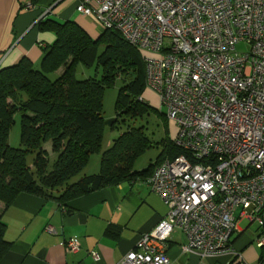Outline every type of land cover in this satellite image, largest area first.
I'll return each mask as SVG.
<instances>
[{
	"label": "built area",
	"instance_id": "2783aa9c",
	"mask_svg": "<svg viewBox=\"0 0 264 264\" xmlns=\"http://www.w3.org/2000/svg\"><path fill=\"white\" fill-rule=\"evenodd\" d=\"M77 1L78 12L139 50L144 89L177 127L183 151L145 178L167 213L116 264H169L175 229L183 253L238 256L236 212L264 228V0ZM252 242L264 247V230ZM65 248L76 252L78 240Z\"/></svg>",
	"mask_w": 264,
	"mask_h": 264
},
{
	"label": "trees",
	"instance_id": "16d2710c",
	"mask_svg": "<svg viewBox=\"0 0 264 264\" xmlns=\"http://www.w3.org/2000/svg\"><path fill=\"white\" fill-rule=\"evenodd\" d=\"M28 1L31 5L39 2ZM37 27L54 35L50 44L41 47L38 65L24 56L12 65L0 66V201L5 207L20 193L63 204L87 194L89 186L100 189L148 176L166 158L173 159L183 152L173 140L165 138L155 161L144 169L134 170L137 158L151 142L141 127L126 121L142 116L152 107L138 99L145 90L141 53L118 30H101L92 37L76 21L51 17L38 20ZM78 64L87 67L95 64L101 69L100 78L78 79ZM59 69L61 73L50 79L49 74ZM117 78L124 85L116 100L117 119L109 127L122 123L126 128L102 151L99 172L77 178L91 155L100 151L106 127L102 117L103 94ZM16 114L20 116L19 147L9 143ZM45 143L57 155L50 170ZM4 230L0 219V259L10 245L4 238Z\"/></svg>",
	"mask_w": 264,
	"mask_h": 264
},
{
	"label": "crops",
	"instance_id": "0c3cea01",
	"mask_svg": "<svg viewBox=\"0 0 264 264\" xmlns=\"http://www.w3.org/2000/svg\"><path fill=\"white\" fill-rule=\"evenodd\" d=\"M77 4V0H39L34 5L28 0H0V66L12 65L24 56L38 65L41 47L54 40L52 33L38 31L41 18L76 21L94 37L86 22L88 16L76 10ZM143 94L155 97L151 91ZM146 177L91 189L63 204L27 193L18 194L7 207L0 204L4 238L10 242L0 264H116L167 213V206L151 191ZM235 216L238 228L232 241L238 256L202 258L183 253L185 236L175 229L166 241L169 264H264V249L252 244L264 228L259 224L251 231L248 226L259 223L257 220L241 216L240 210ZM243 221L247 222L244 228L240 226ZM73 237L79 249L67 252L65 242ZM91 251L99 253L98 261L92 259Z\"/></svg>",
	"mask_w": 264,
	"mask_h": 264
},
{
	"label": "rangeland",
	"instance_id": "374dc122",
	"mask_svg": "<svg viewBox=\"0 0 264 264\" xmlns=\"http://www.w3.org/2000/svg\"><path fill=\"white\" fill-rule=\"evenodd\" d=\"M86 22L92 27V33L95 34L94 37L97 36V34L101 30L99 24L90 16H88ZM49 33L51 32H46L45 34L49 35ZM236 48L239 51L243 50L244 45L238 44ZM61 71L62 69H60L59 72L61 73ZM57 74H58L57 71L55 73L49 74L50 79H55ZM100 76H101V69L99 67H96L95 64L88 67L82 64H78L76 67V77L78 79H85L88 77L100 78ZM123 85H124L123 80L117 78L112 86L105 88L103 94V106H102L103 107L102 117L104 118V120H109L116 116V107H115L116 100L119 89ZM144 91L146 93L150 92V90L148 89ZM141 97L152 107V109L148 110L140 117H136L133 120H127L126 123L134 127H141L144 136L148 138V140L151 142V146L147 148L140 157L137 158L134 164L136 168L146 167L150 162L155 161L157 156L162 151V147H163L162 140L165 138H168L169 140H173L177 131V127L175 126V124L171 120L164 117L163 113H165V109L164 108L160 109L159 101L156 95L155 97L153 95L152 97H150L142 94ZM19 118H20L19 114H16L14 117L15 121L12 125L9 134V143L13 147H19V131H20ZM125 118L126 117H124L123 119L125 120ZM125 128L126 125L122 123L115 125V127L113 128L109 126L105 127L100 151L91 155L86 166L81 170L80 173L77 174V178L83 176L95 175L99 172L102 151L107 149L109 147L108 144H111L112 141L125 130ZM43 148L47 152L48 170H50L53 162L57 158V155L52 152L51 145L49 143H45L43 145ZM74 179L75 176L74 178H72V181ZM0 204H3V202L0 201ZM246 225L247 222L245 221L240 223V226L243 228ZM258 225L259 223L253 222L248 227L251 231L252 230L254 231L255 229H257V227H259ZM252 244H254L257 248L260 249V247L257 246L255 242H252Z\"/></svg>",
	"mask_w": 264,
	"mask_h": 264
},
{
	"label": "water",
	"instance_id": "95a60500",
	"mask_svg": "<svg viewBox=\"0 0 264 264\" xmlns=\"http://www.w3.org/2000/svg\"><path fill=\"white\" fill-rule=\"evenodd\" d=\"M116 119H117V117L115 116V117H113V118H111L109 120H105L104 124L106 126H111L116 121ZM88 190H91V186H89Z\"/></svg>",
	"mask_w": 264,
	"mask_h": 264
}]
</instances>
